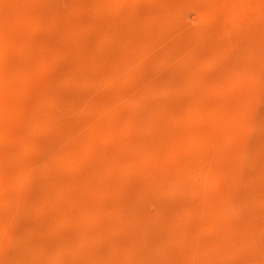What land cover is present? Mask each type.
<instances>
[{"label": "rangeland", "instance_id": "obj_1", "mask_svg": "<svg viewBox=\"0 0 264 264\" xmlns=\"http://www.w3.org/2000/svg\"><path fill=\"white\" fill-rule=\"evenodd\" d=\"M0 264H264V0H0Z\"/></svg>", "mask_w": 264, "mask_h": 264}]
</instances>
